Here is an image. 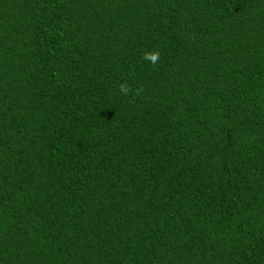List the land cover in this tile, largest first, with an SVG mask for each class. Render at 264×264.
Returning a JSON list of instances; mask_svg holds the SVG:
<instances>
[{
    "label": "trees",
    "instance_id": "1",
    "mask_svg": "<svg viewBox=\"0 0 264 264\" xmlns=\"http://www.w3.org/2000/svg\"><path fill=\"white\" fill-rule=\"evenodd\" d=\"M0 264H264V0H0Z\"/></svg>",
    "mask_w": 264,
    "mask_h": 264
},
{
    "label": "clouds",
    "instance_id": "2",
    "mask_svg": "<svg viewBox=\"0 0 264 264\" xmlns=\"http://www.w3.org/2000/svg\"><path fill=\"white\" fill-rule=\"evenodd\" d=\"M142 59L149 62L152 66H155L160 60V52L158 50L146 51L143 54ZM119 90L122 94L128 95V93L130 92V87L128 83L124 81L120 83ZM139 91L140 90L138 89L136 92L137 95L139 94Z\"/></svg>",
    "mask_w": 264,
    "mask_h": 264
}]
</instances>
